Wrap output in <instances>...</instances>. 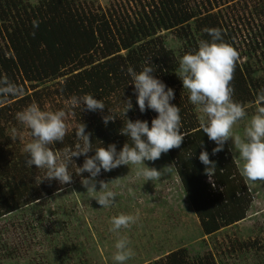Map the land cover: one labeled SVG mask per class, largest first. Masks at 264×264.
<instances>
[{
  "label": "trees",
  "instance_id": "obj_1",
  "mask_svg": "<svg viewBox=\"0 0 264 264\" xmlns=\"http://www.w3.org/2000/svg\"><path fill=\"white\" fill-rule=\"evenodd\" d=\"M190 2L136 0L129 8L101 10L79 0H37L33 4L27 0H0V79L6 78L21 89L18 95L0 96V217L49 193L42 182L46 170L27 166L24 150L10 144L7 129L15 123V115L30 104L43 105L44 97H49L48 103L58 100L68 104L74 95L92 94L105 102L103 112L88 111L86 107L84 111L70 108L74 127L63 143L50 147L61 153L74 148L79 142L75 128L83 122L86 132L92 133L94 148L115 143L119 151L126 142L131 144L127 136L120 134L126 122L122 115L125 100L130 97L133 104L127 112L128 119L147 120L151 126V120L157 116H151V109L143 113L139 110L127 71L132 67L139 72L150 62L155 69L153 75L174 90L175 98L170 103L179 106L182 131L189 133L179 148L166 154L201 233L212 235L245 217L251 195L244 178L227 144L213 154L215 142L199 130L193 105L176 74L179 64L161 31L171 32L180 42L183 56L197 50L200 41L211 39L207 29H220L223 40L240 54L231 81L233 99L243 106L245 103L257 106V96L264 90V20L255 29V35L238 40L241 47L235 41L234 31L221 21L220 15L211 9L193 8ZM259 11L264 15V10ZM34 22L38 26L34 27ZM256 51L253 63L245 61L253 59ZM109 109L117 117L105 126L102 117L109 114ZM202 150H207L210 159L216 162L211 180L204 171L206 166L199 160ZM88 155H94V150ZM84 159L83 155L77 158L82 164ZM36 171L43 175L37 176ZM88 175V172L81 174ZM147 264L216 262L210 252L190 259L186 249L180 247Z\"/></svg>",
  "mask_w": 264,
  "mask_h": 264
},
{
  "label": "rangeland",
  "instance_id": "obj_2",
  "mask_svg": "<svg viewBox=\"0 0 264 264\" xmlns=\"http://www.w3.org/2000/svg\"><path fill=\"white\" fill-rule=\"evenodd\" d=\"M27 1L33 4L37 0ZM79 1L106 10L108 7L129 8L136 0ZM190 5L211 9L220 15L221 21L234 31L235 41L240 42L241 47L242 42L238 40L255 35V29L260 28L259 23L264 20L259 11L264 10V0H191ZM161 35L179 64L182 45L171 32L161 31ZM257 54L258 51L252 55L253 59L245 61L253 63ZM184 93L190 95L187 89ZM48 98L41 99L45 102L39 105L41 110H65L66 123L69 130L72 129L75 121L68 104L58 100L48 103ZM244 107L247 115L234 126V133L241 136L256 112L254 103H245ZM193 110L199 121L202 113L195 105ZM154 114L158 115L152 111L151 116ZM14 120L7 129L10 144L23 150L33 139L31 130L22 125L16 115ZM13 129H16L15 136ZM226 144L240 173L243 162L232 141ZM73 160L69 164L71 183L61 185L53 179L52 184L42 179L48 194L0 217V264H117L113 255L115 243L121 236L129 239L135 253L127 264L151 263L180 247L186 249L190 259L210 252L216 264H264V181L244 178L251 195L245 217L212 235H203L166 153L156 161H145L148 167L162 171L171 165L172 172L164 171L157 181L145 182L143 177H136V165L102 171L96 177V190H100L99 181L103 180L108 182L109 189L117 192L107 208L101 207L92 198L93 194L87 192L81 183V174L76 173L82 161L77 157ZM36 175L43 172L36 171ZM121 213L138 216V220L130 228L113 232L111 218Z\"/></svg>",
  "mask_w": 264,
  "mask_h": 264
},
{
  "label": "clouds",
  "instance_id": "obj_3",
  "mask_svg": "<svg viewBox=\"0 0 264 264\" xmlns=\"http://www.w3.org/2000/svg\"><path fill=\"white\" fill-rule=\"evenodd\" d=\"M38 26L34 22V27ZM210 40H202L198 49L185 53L179 61L177 76L182 80L183 88L190 93L189 100L198 107L202 115L199 117V130L207 134L216 147L212 153L223 150L227 141L231 140L237 150L243 164L240 174L248 181H264V90L257 96L256 112L251 116L245 126L244 134L234 133V126L247 115L246 108L233 99L234 89L231 81L239 61V52L231 44L223 40L220 29L210 28L206 30ZM152 62L146 63L139 72L132 67L127 69L134 90L136 103L143 113L148 109L158 115L151 120V126L147 120L135 121L127 118V112L133 108L129 97L124 101L122 115L126 118L120 134L125 135L131 141L126 142L117 151L115 143L107 147H93L91 132H86V124L80 123L75 128V137L79 141L74 148H66L62 153L53 151L50 147L56 143H63L69 132L66 123V111H44L33 103L16 114L17 120L31 130L33 139L24 145L27 154L26 164L29 167L45 169L43 179L58 180L61 185L72 182V173L69 172V164L73 157L84 156L82 166L77 167V175L88 172V177H82L81 183L87 188V192L93 194L101 207L107 208L117 196V192L108 188V182L99 181L100 190H96V177L101 170L111 171L121 165H136V177H143L144 181H157L164 171L172 172L171 165L164 171L155 167H148L145 161H156L162 154L174 148H179L186 135L182 131V122L179 106L170 103L175 98L174 90L158 79L153 73L155 69ZM21 89L7 81L0 79V96L18 95ZM68 107L79 108L84 111L103 110L106 107L102 99H96L92 94L72 96L68 101ZM117 115L109 109V114L102 117L105 126L109 121H115ZM16 129H13V136ZM94 150V155L88 153ZM191 156V154H190ZM199 160L206 167L205 173L209 179L215 174L216 162L211 160L207 150H202ZM138 220V216L121 213L111 218L112 231L130 228ZM113 260L117 264H127L134 256L130 247V241L126 236H121L115 243Z\"/></svg>",
  "mask_w": 264,
  "mask_h": 264
}]
</instances>
